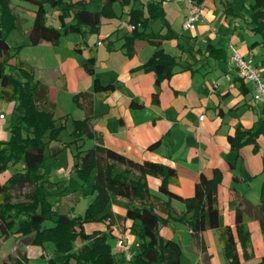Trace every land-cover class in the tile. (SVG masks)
I'll use <instances>...</instances> for the list:
<instances>
[{"label":"crops","instance_id":"obj_1","mask_svg":"<svg viewBox=\"0 0 264 264\" xmlns=\"http://www.w3.org/2000/svg\"><path fill=\"white\" fill-rule=\"evenodd\" d=\"M74 1H83L88 9L97 11L107 0ZM148 1L152 0L127 4L115 0L112 15L102 17L98 31H91L90 26L84 24L81 26L83 34H64L58 44L49 41L30 44L27 31L33 15L26 28L22 27L19 43L14 45L22 47L20 59L31 65L36 77L47 85L49 97L56 105V124L66 116V128H70L72 137L74 121L85 116L84 108L73 100V95L92 91L95 77L104 84H117L107 95L94 96L91 120L94 137L81 139L76 144L83 143V147L100 144L138 162L168 164L177 172L169 188L183 197L194 194L202 173L212 176L215 169L219 170L222 173L217 189L220 224H229L236 234V207L243 201L241 206L247 207L245 226L249 231V244L244 248L236 235L238 264H261L264 230L254 205L264 198V133L256 136L254 143L240 148H234L229 139L237 127L254 130L258 118L264 116V99L256 97L252 82L243 80L250 89L241 84L242 79L231 62L233 48L248 59H252L254 49L264 48L260 44L250 48L252 42L260 40L255 38L259 33L249 24L250 12L243 10L245 6L250 9L253 0L248 3L244 0L242 6L241 0H204L192 30L182 27L188 10L186 1L163 0L168 24L179 36L154 39L176 57L174 72L159 83L156 72L143 67L156 48L154 41L136 39L131 51L122 46L126 30L121 28V22L129 19L132 7L142 8L147 15ZM58 15L59 8L48 9L47 21L62 30ZM168 27L160 18L150 19L146 32L164 33ZM198 47L208 49L206 52L210 54L197 51ZM262 60L254 64L264 76ZM87 67L93 68L94 73H89ZM2 100L0 97V102ZM133 102L138 105H132ZM8 103L6 110L0 106V113L4 114L0 117V142L9 137L5 120L13 103ZM6 172L0 173V182L8 177ZM146 179L149 189L153 185L158 190L160 177L147 174ZM152 193L159 194V191ZM176 202L180 201H172L175 216L184 207L182 202L180 206ZM127 204L126 199L116 197L110 204L114 217L112 233L116 252L124 260L122 264L129 262L117 248L118 237L126 235L131 253L137 247L136 244L131 251L137 242L130 228L131 221L117 217L125 215ZM97 229L106 230L103 225ZM159 232L181 244L183 264H201L202 242L212 254L211 264H227L215 228H207L196 237L185 223L172 220L169 225L160 224ZM77 241L80 245L81 241ZM18 250L20 255L17 256ZM185 253L188 262H183ZM52 255V244H27L18 233L5 235L0 231V264H17L12 256L17 257L20 264H46Z\"/></svg>","mask_w":264,"mask_h":264},{"label":"trees","instance_id":"obj_2","mask_svg":"<svg viewBox=\"0 0 264 264\" xmlns=\"http://www.w3.org/2000/svg\"><path fill=\"white\" fill-rule=\"evenodd\" d=\"M9 1L0 0V97L13 103L11 113L15 119L7 126L8 139L0 142V173L10 166L18 167L0 182L2 234L18 233L27 244L51 243L53 255L46 264H122L123 258L118 252L112 251L108 238L114 221L110 210L111 199L124 198L128 202L125 215L117 217L131 221L130 228L137 238L136 251L132 253L129 264H183L181 244L170 237L162 236L159 232L160 224L169 225L172 220L185 223L196 237L207 228H215L226 263L238 264V240L244 248L249 244V231L245 226L247 207L241 206L243 201L236 207V234L229 224H220L217 189L222 173L217 169L212 176L202 173L196 182L194 194L183 197L169 188L177 172L168 164L149 160L138 162L100 144L89 147H83V143L76 144L77 161L74 167L83 176L92 170L95 171L94 198L83 215L71 216L53 209L45 187L47 180L41 172L45 157V137L48 136L50 140L58 138L60 132L67 127V119L64 116L59 124H56V105L49 97L47 85L36 77L31 65L20 59L21 46L13 47L8 39L11 30L19 26L20 20L10 14L7 5ZM24 1L35 5L34 19L27 34L30 44L36 45L43 41L58 44L64 34H83L85 31L81 26L84 24L90 26L91 31H98L102 17L112 15V3L115 0H107L97 11L88 9L83 1ZM136 1L122 0V3ZM203 1L197 0L201 5ZM146 6L147 15L142 8L132 7L129 11L128 21L135 27L131 32L124 33L125 42L122 46L128 51L132 50L136 39L154 41L155 38L161 40L179 36L168 24L163 0L148 1ZM48 7L59 8L58 17L62 30L47 21ZM250 9L251 29L262 35L260 40L250 44V48L259 44L264 46V0H253ZM69 17L71 21H67ZM158 18L169 26L166 32H146L149 20ZM154 43L156 48L143 67L145 70H154L157 74L156 82L159 83L174 72L176 57L166 52L158 41ZM196 50L208 53V49L202 50L198 47ZM209 50L213 52V49ZM8 67H13L17 75L9 71ZM87 70L91 74L94 73L93 68L87 67ZM241 84L250 89L243 80ZM116 88L115 82L104 84L95 77L92 91H81L73 95V100L84 108L85 116L74 121L72 142L77 143L81 139L94 137L91 123L94 115V96H105ZM132 105L138 103L133 102ZM262 133L264 116L258 118L254 130L237 127L236 133L229 139L234 148H240L247 143H254L256 136ZM147 174L161 178L158 185L159 194L150 191ZM173 200H178L184 205L177 216L172 213ZM254 208L264 230V198L254 205ZM22 215L24 217H21ZM98 215L99 219L108 221L107 230L95 229L87 232L84 228L85 222L96 220ZM48 219L53 221L52 225L45 224ZM77 240L81 241L80 245H77ZM201 248V264H211L212 254L208 253L203 242ZM10 258L20 264L17 257ZM260 263L264 264V256Z\"/></svg>","mask_w":264,"mask_h":264},{"label":"rangeland","instance_id":"obj_3","mask_svg":"<svg viewBox=\"0 0 264 264\" xmlns=\"http://www.w3.org/2000/svg\"><path fill=\"white\" fill-rule=\"evenodd\" d=\"M242 2H244V0L240 1V6H242ZM7 5L9 7L10 14L14 18L18 17L20 19L19 26L13 28L8 37L11 45L15 47L16 45L14 44H16V42L19 43V39L21 38L22 27L26 28V26L31 22L30 20H32L31 18L34 13H32L31 11H34L33 9H35V5L24 0H10ZM50 8L51 7H48V9ZM243 10H248L251 13V9H249L248 6H245ZM255 38L261 39V35L257 34ZM251 57L253 59V63H258L261 59L264 58V48H261L259 46L254 49V54H252ZM8 70L14 72V74L17 75V72L13 67H8ZM8 105V101L2 100L0 102V106L3 110H6V107H8ZM14 119L15 116L12 113L8 112L7 118L5 120L6 125L8 126V124L14 121ZM69 129L65 128L64 130H62L58 138H52L50 140L48 136L45 137V157L43 160L41 172L44 173L45 179L47 180L45 183V187L48 193V199L53 204V209H55L58 213H65L74 216L83 215L90 202L94 198L93 182L95 171L92 170L89 174L83 176L80 175L78 170L74 167V164L77 161V157L74 154L77 149V145L75 142H72L73 137L70 136ZM17 167L18 165L10 166L6 170L8 172L7 176H9ZM63 172H65L66 174ZM67 174H69V176H67ZM150 190L152 192H158V190L154 188L153 185L150 186ZM176 203L179 206L182 205L180 202ZM40 209L41 208H39V210ZM21 217H24V215H22ZM96 217L97 218L94 221L85 222V230L88 229L89 232H92L93 230H95L93 228L97 229V227H100L102 225L107 230L108 221L99 219L100 215ZM92 223H98L99 225H92ZM45 224L52 225L53 221L51 219H48L45 221ZM108 241L111 244L112 251L116 252V240L112 232H110ZM76 243H78V241ZM136 244L137 242L133 244L131 251L135 250ZM183 262H188L186 253L183 256Z\"/></svg>","mask_w":264,"mask_h":264},{"label":"built area","instance_id":"obj_4","mask_svg":"<svg viewBox=\"0 0 264 264\" xmlns=\"http://www.w3.org/2000/svg\"><path fill=\"white\" fill-rule=\"evenodd\" d=\"M188 6L187 14L183 20L182 27L184 29H194L196 23L201 14V4L197 0H185ZM121 28L128 32L134 29V24L128 20L121 22ZM231 62L234 64L237 71V75L245 81L252 82L255 88L256 97L258 99H264V76L261 73L260 68L255 65L251 58H246L235 48H233L231 54ZM0 117H4L3 113H0ZM203 118V116H201ZM117 248L124 254L125 259L129 262L132 253L130 252V244L127 241L125 234H121L117 239Z\"/></svg>","mask_w":264,"mask_h":264}]
</instances>
